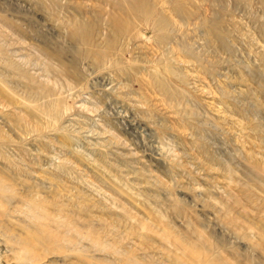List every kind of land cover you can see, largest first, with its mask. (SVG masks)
<instances>
[{
    "label": "rangeland",
    "instance_id": "obj_1",
    "mask_svg": "<svg viewBox=\"0 0 264 264\" xmlns=\"http://www.w3.org/2000/svg\"><path fill=\"white\" fill-rule=\"evenodd\" d=\"M0 264H264V0H0Z\"/></svg>",
    "mask_w": 264,
    "mask_h": 264
}]
</instances>
